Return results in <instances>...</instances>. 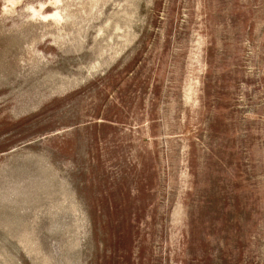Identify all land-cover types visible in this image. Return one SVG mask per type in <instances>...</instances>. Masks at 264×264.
I'll return each mask as SVG.
<instances>
[{
	"label": "rangeland",
	"instance_id": "1",
	"mask_svg": "<svg viewBox=\"0 0 264 264\" xmlns=\"http://www.w3.org/2000/svg\"><path fill=\"white\" fill-rule=\"evenodd\" d=\"M0 264H264V0H0Z\"/></svg>",
	"mask_w": 264,
	"mask_h": 264
}]
</instances>
